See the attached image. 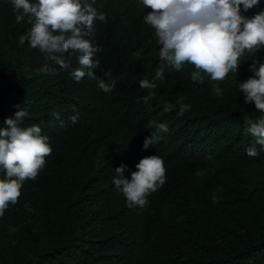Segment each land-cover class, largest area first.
Listing matches in <instances>:
<instances>
[{"label": "trees", "instance_id": "trees-1", "mask_svg": "<svg viewBox=\"0 0 264 264\" xmlns=\"http://www.w3.org/2000/svg\"><path fill=\"white\" fill-rule=\"evenodd\" d=\"M81 3L106 14V22L94 20L89 39L102 49L96 76L115 84L109 93L87 76L75 81L71 69L30 47L28 17L17 23L11 0H0V128L20 106L23 126L39 125L52 147L0 217V264H264V182H256L264 151L246 154L255 139L244 123L264 113L245 103L238 86L254 75V60L264 62V46L254 55L246 50L222 81L202 73L204 82H193L198 70L188 63L157 80L161 45L144 21L152 9L142 0ZM241 9L252 17L264 0ZM71 63L79 67L76 54ZM45 65L56 74L41 72ZM145 76L155 89L139 87ZM180 97L191 105L183 115ZM159 123L168 132H158ZM152 133L161 139L143 150ZM153 155L164 160L166 182L145 207L129 208L113 184L115 168L127 165L131 179Z\"/></svg>", "mask_w": 264, "mask_h": 264}, {"label": "clouds", "instance_id": "clouds-1", "mask_svg": "<svg viewBox=\"0 0 264 264\" xmlns=\"http://www.w3.org/2000/svg\"><path fill=\"white\" fill-rule=\"evenodd\" d=\"M145 8L152 9L144 16V21L156 30L160 65L156 69L155 79L163 80L166 70H181L184 63L194 65L198 71L191 73V80L204 82V75L213 81H222L226 75L238 70L240 57L247 52L250 55L264 46V10L252 17L243 12L258 7L260 0H142ZM17 23L28 17L31 28L27 42L33 49L39 50L53 60L61 69H71L73 79L79 82L85 76L97 80L98 87L109 93L114 83L98 78L94 70L100 61L96 53L102 51L89 39L94 20L106 22V14L98 12L92 4H82L81 0H11ZM24 38L21 39V43ZM71 50V52H70ZM69 53L65 58L64 54ZM76 54L79 67L72 69L71 55ZM254 75L239 81V91L243 93L246 104H254L256 111L264 113V62L254 60L249 65ZM41 72L56 74V69L45 65ZM202 73L204 75H202ZM110 77L111 73H105ZM141 89H155L157 85L145 76L139 81ZM217 95L222 89L213 85ZM152 93L144 96L148 103ZM180 104L177 115H183L191 109L190 104ZM173 106H166L171 111ZM73 111H76L74 108ZM27 112L18 106L13 117L5 120L0 128V217L9 204L15 205L21 195L22 184L35 180L45 166V157L51 155L49 137L42 135L39 125L24 127ZM58 116V114H57ZM78 115L72 116L76 123ZM152 122H150L151 124ZM247 131L255 139V144L246 149L249 157L255 158L264 151V116L257 119L245 118ZM160 133L168 132L165 123L156 125ZM160 136L152 133L143 141V150L155 146ZM259 145L260 147H257ZM137 171L131 173V179L124 176L127 165L115 168L114 186L123 192L129 208H143L147 196L166 182L165 166L162 157L157 155L144 157L136 165ZM222 190V189H221ZM218 198L213 194V203Z\"/></svg>", "mask_w": 264, "mask_h": 264}, {"label": "rangeland", "instance_id": "rangeland-1", "mask_svg": "<svg viewBox=\"0 0 264 264\" xmlns=\"http://www.w3.org/2000/svg\"><path fill=\"white\" fill-rule=\"evenodd\" d=\"M256 182H261V183L264 182V166L258 172Z\"/></svg>", "mask_w": 264, "mask_h": 264}]
</instances>
